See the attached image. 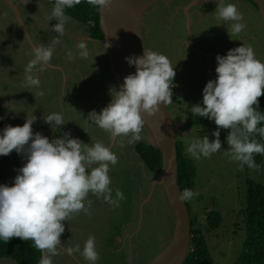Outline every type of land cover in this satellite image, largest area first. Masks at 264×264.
<instances>
[{
  "label": "rangeland",
  "instance_id": "1",
  "mask_svg": "<svg viewBox=\"0 0 264 264\" xmlns=\"http://www.w3.org/2000/svg\"><path fill=\"white\" fill-rule=\"evenodd\" d=\"M15 2L44 60L34 56L11 7L0 1V175L14 190L19 220L40 238L44 264H149L169 241L173 217L153 184L155 176L135 152L138 142L148 143V134L136 114L124 110L104 47L47 0ZM230 7L233 20L244 21H235L231 34L216 21V31L203 35L207 47L218 37V58L264 62V22L237 12L236 4ZM174 26L171 21L166 27L172 51L185 37L170 39ZM142 31L150 47V30L142 26ZM156 39L158 53L163 39ZM189 49L181 43L171 52L172 62H178L177 55L191 64L181 81L199 85L176 93L173 73L157 75L166 84L162 89L175 96L169 114L178 124L177 141L196 169L191 214L203 227L213 264H234L245 239L246 181L264 183V162L247 172L238 128L231 139L222 138L228 132L229 77L218 68L196 69L201 60L190 59ZM85 101L89 117L81 108ZM51 102L59 108L60 133L44 128ZM198 113L208 114L206 124H195ZM210 211L219 212L222 222L208 231L205 213Z\"/></svg>",
  "mask_w": 264,
  "mask_h": 264
},
{
  "label": "trees",
  "instance_id": "2",
  "mask_svg": "<svg viewBox=\"0 0 264 264\" xmlns=\"http://www.w3.org/2000/svg\"><path fill=\"white\" fill-rule=\"evenodd\" d=\"M57 10L86 27L89 37L100 41L104 35L100 28L99 7L101 0H47ZM233 81L229 106L225 110L228 132L222 138L231 139L234 129L240 132L241 162L248 172L260 169L264 160V62L234 63L231 69ZM37 93V90H36ZM172 102L176 99L172 97ZM82 110H89L88 102H83ZM55 102L50 103L51 117L44 128H52L54 132H62L56 118L59 111ZM40 112V111H39ZM39 114H42L40 112ZM3 116L0 111V118ZM194 122L201 126L208 122V114H195ZM56 134V133H55ZM68 136L64 134V141ZM62 139V140H63ZM67 146V143L62 142ZM183 145L177 141V182L182 196L191 214V201L194 197L196 169L193 161L184 153ZM135 151L146 170L157 175L161 169L160 152L145 142L137 143ZM246 200L241 211L242 223L245 227V239L240 254L234 264H264V183L246 181ZM29 191V190H28ZM68 191V188H67ZM34 192V191H33ZM49 192V191H48ZM50 193V192H49ZM208 231L217 229L222 216L219 212L205 213ZM190 255L183 264H213L203 227L197 225L192 214ZM0 257L16 264H41L42 250L40 245L29 238L16 225L9 207L7 197L0 189Z\"/></svg>",
  "mask_w": 264,
  "mask_h": 264
},
{
  "label": "water",
  "instance_id": "3",
  "mask_svg": "<svg viewBox=\"0 0 264 264\" xmlns=\"http://www.w3.org/2000/svg\"><path fill=\"white\" fill-rule=\"evenodd\" d=\"M0 1L11 7L16 21L24 29L25 36L38 57L29 33L23 26L17 4L13 0ZM158 1L101 0L99 23L104 37L100 41L88 38L104 47L111 75L125 104L124 110L136 114L148 134V144L161 155V169L155 175L153 184L162 192L164 202L173 217V226L169 241L162 246L160 253L149 264H183L191 252V214L177 182L178 124L169 114L167 93L162 89L142 44L144 16ZM249 1L257 6L264 22V0ZM0 189L7 197L11 215L18 228L40 245L43 264L45 259L43 244L40 238L33 236L19 220L15 210L16 195L1 176Z\"/></svg>",
  "mask_w": 264,
  "mask_h": 264
},
{
  "label": "flooded vegetation",
  "instance_id": "4",
  "mask_svg": "<svg viewBox=\"0 0 264 264\" xmlns=\"http://www.w3.org/2000/svg\"><path fill=\"white\" fill-rule=\"evenodd\" d=\"M13 2L16 3L15 0H13ZM230 4L232 5L236 4L237 7L236 11L243 13L245 16H249L253 19L260 17L257 6L249 0H159L151 8H149L143 19V26L146 27V29L150 30V31H146V33L150 34V47L145 39L143 31H142V44L144 49L147 51L148 59L151 63V66L155 70L156 75L157 74L160 75L161 73L163 74L174 73L175 75L176 73L182 74L185 67L188 66L191 67V64L189 63H187V65H184L185 63L181 61L182 58L181 56L176 55V57L178 58V62L174 64L172 62L171 52L178 51L176 49H179L181 43H183V47H185V45H188V47L190 48L188 50L189 52L188 56L190 59L196 58L197 60L198 59L201 60V63L198 62L194 65L196 69H199L201 72L209 71L213 69L215 70L216 68L223 70L224 74H226L229 77L228 85L232 91L233 81L231 78V69L234 63L239 61L231 63L228 62L224 56L222 58H218L219 50L220 48H222L218 37H216V40L212 39L211 43L208 41L210 43V47H207L206 41L203 39L204 34L206 36L208 35L211 36V32L216 31V25L214 23L218 20H222V23L226 27L229 34H231L233 30V25H234L233 23H235V21L236 22L237 20H240L241 22L244 21V19L242 18H237L236 20H233L232 15L234 10L230 7ZM17 9L19 10L20 16H22L21 19H23V15H24L23 9L19 7V4H17ZM149 12L151 14H149ZM171 21L174 22L175 24L174 28L177 32L173 33L170 36V39L171 37L173 38L175 34L178 35V38L180 40L182 39L181 36H185L180 43H176V48L173 51L171 50V44L170 46L167 45L168 32L166 31V27L169 28ZM150 22L152 23L150 27L151 29L148 28ZM23 26L25 27L24 23ZM17 28H19V30L24 33L23 31L24 29L21 27L18 21H17ZM27 31L29 33L28 29ZM155 34L160 40L163 39L162 40L163 49L159 50L158 53H156L158 40L156 39ZM153 39H155L156 41L153 42ZM33 53L34 56H36L34 51ZM197 53L199 54L198 57H196ZM157 55L159 56L162 55V56L158 57ZM38 57H40L41 60L44 61L40 53H38ZM38 57L36 56L38 61H41ZM187 59L188 58H186L185 60ZM175 80L178 79L176 78ZM159 83L162 85V87H164L165 83L162 84L160 81ZM179 84L184 85L185 90H188L190 89L191 86L193 87L194 85H199V82L198 80L188 81V79L182 82L180 78V81L178 80L175 82V85H179ZM172 97L173 95L167 96V100L169 101L168 110L170 106L174 104L171 100ZM88 106H89V110H88V117H89L91 111L90 104H88ZM79 176L82 177V174H80ZM1 177L3 178V176ZM11 190L14 191L12 188ZM19 197L20 196L18 195V198ZM75 197H77V199H80V194L77 193ZM18 206L19 205L16 203L15 207ZM0 262H3V264H16L15 262L9 259H5L1 257H0ZM41 264H42V260H41Z\"/></svg>",
  "mask_w": 264,
  "mask_h": 264
},
{
  "label": "crops",
  "instance_id": "5",
  "mask_svg": "<svg viewBox=\"0 0 264 264\" xmlns=\"http://www.w3.org/2000/svg\"><path fill=\"white\" fill-rule=\"evenodd\" d=\"M49 2V1H48ZM50 3V2H49ZM51 4V3H50ZM52 5V4H51ZM53 6V5H52ZM54 7V6H53ZM55 8V7H54ZM56 9V8H55ZM57 10V9H56ZM57 12H59L60 13V11L59 10H57ZM62 16H64V17H66V18H68L69 19V17H67V16H65L63 13H60ZM79 24V23H78ZM173 75H174V83L176 82V81H180V78H181V76H182V74L181 73H176V75L173 73ZM178 79V80H175V79ZM166 85V84H165ZM177 91H179V92H182V91H185V87H184V85H181V84H179V85H177L176 86V93H177ZM175 97V96H174Z\"/></svg>",
  "mask_w": 264,
  "mask_h": 264
},
{
  "label": "built area",
  "instance_id": "6",
  "mask_svg": "<svg viewBox=\"0 0 264 264\" xmlns=\"http://www.w3.org/2000/svg\"><path fill=\"white\" fill-rule=\"evenodd\" d=\"M170 94H167V96H169Z\"/></svg>",
  "mask_w": 264,
  "mask_h": 264
}]
</instances>
